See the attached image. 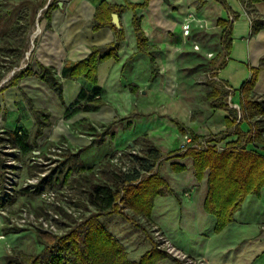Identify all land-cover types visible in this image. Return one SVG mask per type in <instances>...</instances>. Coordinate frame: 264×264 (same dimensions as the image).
<instances>
[{
  "label": "crops",
  "instance_id": "crops-1",
  "mask_svg": "<svg viewBox=\"0 0 264 264\" xmlns=\"http://www.w3.org/2000/svg\"><path fill=\"white\" fill-rule=\"evenodd\" d=\"M102 1L111 5H128L129 3L140 4L145 0H58L42 4L41 9L45 12L40 19L41 34L32 50L30 63L27 65L34 73L21 77L17 85H8L15 74L7 81L5 80L4 84L0 82V113L9 132L20 128L30 136L31 132L28 130L33 127L37 130V116L33 107L49 113L50 125L59 121V128L52 134L51 139L65 136L72 145L78 143L80 138H76L73 131L69 129L70 123L89 117L88 119L95 118L94 120L100 122L111 121L114 124H108L109 126H118L120 123L116 122L119 117L116 116L117 113L113 107L115 104L113 101L110 102L109 98L118 90L121 93L124 89H128L130 99H133L138 91L144 92V87L155 81L160 71L152 50L161 45H170L174 37L173 31L176 34L182 32L179 20L188 8L192 6L197 9L205 8L210 2L219 10V24L221 20L228 21L230 14L237 15L235 20L230 22L229 58L225 66L217 73L219 84L214 85L233 86L236 89L234 99L241 104V88L251 79L253 68H258L264 57V27L252 32L253 18L264 19V0L253 3L252 7L249 6L248 0H225V3L220 0H165L162 2L150 0L145 6H139L136 9L128 7L118 14L121 25L118 28H123L125 32V38L119 44V58L110 57L99 63L97 84L94 85L83 77L62 78V70L66 63L85 59L91 53L93 46L105 45L115 39V30L111 26L94 29V14ZM51 3H54V7L48 11ZM135 13L141 17V25L148 38L150 47L148 52L139 51L137 48V38L132 24ZM220 40L221 50L212 61L220 59L226 52L222 34ZM41 65L54 68L56 74L61 77L62 97L47 81L37 75L41 72ZM208 84L211 87L207 93L210 100L209 94L213 83L209 81ZM95 86L101 89L100 94L91 99H83L82 102L92 105L103 100L105 104L98 109H93L95 111L83 108V110L72 112L71 105L78 98L81 90L84 88L89 92ZM253 94L258 99H264V67L257 73ZM224 97L223 94L222 100ZM115 102L118 103L117 100ZM217 108L224 112L222 125L230 128L227 124L229 111L228 114L225 111L228 109ZM111 111L113 112L109 114ZM140 120L148 121L142 126V131L136 129ZM129 121L127 124L131 123V127L128 129L125 130L120 126L117 128L120 130L117 134L119 142H121L120 138L135 139L145 135L160 151L161 157L158 163L164 160L162 156L164 153H170L167 157H172L165 161L162 172V164H160L158 172L167 179L173 192L161 194L155 198L150 221L160 225L178 248L193 257L203 259L205 264H264V187L258 194H248L242 207L236 211L234 220L217 232V217L206 211L204 207L208 193L207 176L202 180L197 179L193 160L190 158L189 162H185L188 157H179V154L183 152V150L179 151L177 146L178 135L182 134L180 126L187 130L186 134L190 132L185 117L162 114L159 118H155L152 114L145 113L130 118ZM155 124H158L160 128L161 125L164 128L168 127L166 131L175 134L176 139L173 145L167 134L156 135L158 130L154 127ZM50 125L43 127L42 133L36 137L35 131L33 137L30 136V140L35 138L37 142V138L43 137ZM94 125L98 128V124ZM108 125H104L105 129L109 127ZM240 126L244 131L250 127L247 120L242 121ZM233 137L234 135L231 138ZM118 146L122 147L119 144ZM258 149L264 154V134ZM175 163L186 165V169L180 172L174 171L172 165ZM83 166H86L85 162ZM192 191L198 192V202L192 200ZM171 196H176L178 203L175 199L173 201ZM172 201L177 207L174 222L168 220ZM106 222H103L104 225L124 247L127 257L132 262H138L153 248L150 236L145 232L147 237L141 236L136 226L126 224L128 222H119L114 218ZM157 264L178 263L175 258L168 256Z\"/></svg>",
  "mask_w": 264,
  "mask_h": 264
},
{
  "label": "rangeland",
  "instance_id": "rangeland-1",
  "mask_svg": "<svg viewBox=\"0 0 264 264\" xmlns=\"http://www.w3.org/2000/svg\"><path fill=\"white\" fill-rule=\"evenodd\" d=\"M56 1L58 0H0V82L2 84L30 63L32 50L41 34L40 19L45 12L41 6L43 3ZM207 5L201 9L192 6L180 18V23L186 17L192 18L189 36L184 37L182 32L176 34L173 31L174 37L170 45H161L152 50L160 71L157 79L144 87V92L138 91L137 95L130 99L128 89H124L121 93L118 90L109 98V101L115 104L113 107L116 116L119 117L116 121L120 123L118 126L126 130L131 127V123L127 124L130 118L145 113L152 114L155 118H159L162 114H173L185 117L190 127L188 136L193 140V134H197L200 138L212 135L220 138L217 142L222 145L223 140L233 136L234 128L222 125L224 112L217 108L219 100L210 101L207 97V93L211 90L208 82L213 77L211 62L221 50L222 34L218 8L211 2ZM116 100L118 103L115 102ZM223 101L229 105L226 97ZM225 111L228 114V110ZM88 118L85 117L69 125L76 138H80L75 145H72L65 136L59 141L51 139L52 134L59 128V121H56L45 130L43 137L37 138L32 150L27 153L21 150L22 152L18 154L12 149L15 143L0 113V264H16V260H21L23 255L39 254L44 249L37 238V233L44 231L28 224L20 226L16 221L14 223L13 220L18 217L22 207L26 206L38 215L45 213L46 210H58L66 220V223L61 225L64 233L84 221L86 217L97 213L95 206L89 203V187L78 182L82 176V173L76 170L78 165H83L85 162L86 166H92L96 172L95 180L101 183L109 182L112 186L114 183L109 181V178L113 173H128L139 169L142 177L150 174L142 169L143 162L149 158V149L155 146L149 137L140 135L135 139L120 138L121 142H119L118 126H109L111 121L100 122L94 120L95 118L93 120ZM147 122L140 120L136 129L142 131V126ZM94 124H98V128ZM104 125L109 127L105 129ZM60 127L64 128L62 125ZM154 127L158 130L156 135L167 134L171 144L175 141V134L166 131L168 127L164 128L161 125L160 128L158 124ZM28 131L31 132L32 138L36 129L33 127ZM184 140H186L184 134L178 135V149L184 150ZM64 142L68 143L67 146L63 144ZM84 146L86 147L80 151ZM34 149L40 153H34ZM168 155L170 153L162 154L164 160H161L152 172L158 171L160 164H162L161 172L163 171L165 161L172 158L167 157ZM10 157H15V164H6V160L9 161ZM189 160L190 157L185 162ZM69 170L71 172L67 175ZM37 176L41 178L40 182L32 179ZM175 187L178 189L176 185ZM49 192L55 193L54 202L43 195ZM197 194L198 192L192 191L191 197L195 202L199 201ZM2 196L9 199L5 201ZM171 199L173 201L175 199L178 203L176 196H171ZM173 201L172 204L170 203L168 218L172 222L176 220L177 214V207ZM58 202L63 203V206L57 204ZM68 208L73 212L69 213ZM125 212L132 213L128 208ZM110 218L133 225L123 215L115 212L100 217V220L105 223ZM136 218L146 225L148 234L157 248L167 252L166 245L160 244L162 240H159L161 242L155 240L156 234L151 231V225L154 223L144 217ZM137 231L141 236H146L142 230L137 228ZM164 233L170 238L165 231ZM168 254L181 264H186V260L182 257ZM188 256L190 260L195 261V264H199V260L205 264L203 259L189 254Z\"/></svg>",
  "mask_w": 264,
  "mask_h": 264
},
{
  "label": "trees",
  "instance_id": "trees-1",
  "mask_svg": "<svg viewBox=\"0 0 264 264\" xmlns=\"http://www.w3.org/2000/svg\"><path fill=\"white\" fill-rule=\"evenodd\" d=\"M150 0L143 3L128 5H111L102 1L97 7L94 19V29H100L103 26H111L115 30V39L105 45L93 46L91 53L82 60L66 63L63 67L61 77L79 79L85 78L92 84H97V70L99 63L110 57L119 58L118 49L120 42L125 38L123 28H118L113 23L112 13L120 14L126 8L136 9L139 6H145ZM225 3V0H220ZM261 0H248L249 6ZM54 7V3L48 6V11ZM253 10V8L251 9ZM237 17L236 14H233ZM133 28L137 38V48L139 51L148 52V38L141 25V17L136 13L132 20ZM222 42L225 53L220 59L212 61L213 77L222 69L229 58L231 23L221 20ZM264 27V19L253 18L252 32L258 31ZM264 67V57L258 68H253V75L250 80L244 83L241 88V114L242 121H249L250 129L244 131L237 123L238 110L231 108L223 102L222 96L226 97L224 84L221 86L219 81L211 78L213 83L212 91L209 94L210 100H219L217 107L226 108L229 111L227 124L234 128L233 138L223 140V148L218 149L217 145H210L206 149L187 147L179 157H190L193 160L195 176L202 180L207 176L208 193L204 202L206 211L213 213L217 217L216 231H221L225 226L234 220L237 210L242 207L246 196L250 193L258 194L264 187V154L259 151V142L263 140L264 134V99H258L253 94V89L257 79L259 69ZM34 71L26 66L16 73L8 82V85H17L21 77L26 74H33ZM40 78L47 81L50 86L62 97V81L54 68L41 65V72L37 74ZM101 89L93 87L89 92L84 88L78 95V98L71 105L72 112H77L82 108L98 109L105 101L100 100L97 104H84L83 99H91L99 95ZM33 107V106H32ZM37 116V130L35 137L42 133L45 126L50 125L49 113L38 110L33 107ZM182 134L187 130L180 126ZM14 145L27 153L33 149L36 144L35 138L30 140V136L23 129H16L10 132ZM197 140L200 136L193 134ZM220 140L216 137L215 142ZM255 141L250 144L248 142ZM182 148L179 149V151ZM148 159L142 164V169L148 171L145 177H142L139 169L128 173H113L109 182H97L95 180L94 168L92 166L78 165L76 170L82 173L78 179L80 184H86L90 189L89 203L95 206L97 213L86 217L63 235H54L47 232H38V241L44 246L39 254L23 255L21 260H16V264H157L160 260L170 256L167 252L159 250L153 239V248L146 252L138 262H132L124 250V247L110 233L104 223L100 220L101 216L111 213H119L134 226L148 234L146 225L137 220L138 217H144L149 222L155 198L158 195L173 192L169 182L158 171L152 172V169L160 160L161 154L156 146L149 149ZM174 171L180 172L186 169V165L175 163L172 165ZM68 171L67 175L70 174ZM116 186V188H114ZM130 209L132 213L125 212ZM47 235V237L45 236ZM149 235V234H148ZM151 238V237H150ZM178 264H181L177 260Z\"/></svg>",
  "mask_w": 264,
  "mask_h": 264
},
{
  "label": "built area",
  "instance_id": "built-area-1",
  "mask_svg": "<svg viewBox=\"0 0 264 264\" xmlns=\"http://www.w3.org/2000/svg\"><path fill=\"white\" fill-rule=\"evenodd\" d=\"M235 20V16L230 14L229 15V21L232 22ZM181 27H182V33L184 37H187L190 35L191 33V29H192V18L191 17H186L182 22H181ZM217 76V75H216ZM214 76L215 79H217V77ZM224 88L226 91V98L228 100V103L230 105L231 108H235L238 110V119H237V123L242 121V114H241V104L239 102H237L234 99V94L236 92V89L229 85V84H224ZM249 122V121H248ZM250 129V128H249ZM248 129V130H249ZM247 130V131H248ZM186 140H184V146L183 149L185 150L187 147H195V148H200V149H206L208 148L210 145H217L218 149L221 150L223 148L222 145L218 144V142H215L216 137L212 136V135H207L205 138H200L197 140H193L192 138H190L188 136V134H184ZM61 139V137L59 139H57L58 141ZM190 143V144H189ZM250 144L255 143V141H251L248 142ZM64 145L67 146V142L63 143ZM60 146V145H58ZM13 151H16L18 154H20L21 148L15 146L12 148ZM60 150V148H59ZM34 153H40V151L34 149L33 150ZM7 158V157H6ZM11 158V157H10ZM8 158V159H10ZM16 163V159L11 158L9 161L6 160V164H15ZM34 179V181L36 180V182H40L41 178L37 176V178H32ZM45 197H47L48 199H50L52 202H54V198H55V193L50 192L49 193H44L43 194ZM5 198L4 200L7 201L9 198L2 196V199ZM60 206H63V203L60 204L59 202L57 203ZM66 205V204H65ZM67 206V205H66ZM67 209V207H66ZM69 213L73 212L72 209L67 210ZM14 223L16 221V223L20 226L23 225H31L34 228H38L41 231L50 233V234H54V235H63L65 234L64 232H62L61 230V225L62 223H66V220L63 218V214L61 212L54 211V210H46L45 213H42L40 215L35 214L33 211L30 210V208L24 206L21 208L19 215L17 218H15ZM72 228V227H71ZM70 228V229H71ZM69 229V230H70ZM68 230V231H69ZM67 231V232H68ZM151 231H153L156 234L155 240L161 242L160 244L162 245H166L167 248V252L171 253L173 255H177L179 257H182L183 259L186 260V264H195V261L190 260L191 258L188 256V254L186 252H184L183 250H181L180 248H178L171 240L170 238L166 237L162 227L156 223L151 225ZM161 247V246H159ZM199 264H203L200 260L198 261Z\"/></svg>",
  "mask_w": 264,
  "mask_h": 264
},
{
  "label": "water",
  "instance_id": "water-1",
  "mask_svg": "<svg viewBox=\"0 0 264 264\" xmlns=\"http://www.w3.org/2000/svg\"><path fill=\"white\" fill-rule=\"evenodd\" d=\"M113 23L116 26L121 27L120 22H119V15H118V13H113Z\"/></svg>",
  "mask_w": 264,
  "mask_h": 264
}]
</instances>
